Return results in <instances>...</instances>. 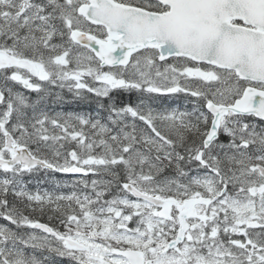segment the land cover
<instances>
[{"label": "snow or ice", "instance_id": "snow-or-ice-1", "mask_svg": "<svg viewBox=\"0 0 264 264\" xmlns=\"http://www.w3.org/2000/svg\"><path fill=\"white\" fill-rule=\"evenodd\" d=\"M0 219V264H264V0H0Z\"/></svg>", "mask_w": 264, "mask_h": 264}, {"label": "flooded vegetation", "instance_id": "flooded-vegetation-1", "mask_svg": "<svg viewBox=\"0 0 264 264\" xmlns=\"http://www.w3.org/2000/svg\"><path fill=\"white\" fill-rule=\"evenodd\" d=\"M53 91L54 92H61V95L63 96V98L69 96V99H64L63 100V102H64L63 106L65 105V108L66 107L67 108L66 109L59 108V110H58L59 112H79L78 109H73V108L70 109L69 106L76 107V106H78V102L83 101L85 98L91 96V95H87L84 99H77L71 93H68L67 89L61 90V89H58V88H54ZM21 92H23L26 96H28L29 99H31L33 96L37 97V94L35 92H31L29 90H26V89L23 88V86H22ZM113 98H114V100H116V102H118L120 104L128 102V99H129L128 98V94H126V93H124V94L113 93ZM132 102H135V94L132 97ZM107 103H108V101H107ZM88 179H89V177H88ZM37 219H39V218H37ZM39 220L43 221V222H46V223H50L52 225L59 226V222L58 221H55V220L49 221L48 220V214L43 215L42 218H40ZM57 258H59L60 261L66 263V264H70V262H68L67 258H66L67 260H65L64 259L65 257H59V256H56V255H55V257L48 256V263L53 264V261H54V264H60L59 261L56 260Z\"/></svg>", "mask_w": 264, "mask_h": 264}, {"label": "trees", "instance_id": "trees-1", "mask_svg": "<svg viewBox=\"0 0 264 264\" xmlns=\"http://www.w3.org/2000/svg\"><path fill=\"white\" fill-rule=\"evenodd\" d=\"M91 99L94 101L95 99L93 97H91ZM167 98H165V100L163 101V104L165 106H169L172 102V100L170 99V103L167 104ZM118 103V102H117ZM106 104V103H104ZM120 104V103H118ZM85 106H88V107H93V104H85ZM103 112V111H102ZM25 179L27 181H30V183L28 184V187L29 188H32V185H33V190H36L37 187H39L41 190H49L51 187L53 188V191H55V189H57V192H70L72 190L70 184L69 186H65V182H71V181H68L66 180V176L64 175H61V174H57V173H52V172H38V173H35L33 175H30V176H26ZM46 179H50L51 181H46ZM39 182V183H38ZM57 182H59V185L60 187H57ZM42 187H50L49 189L48 188H42ZM55 187V189H54ZM11 199V198H10ZM25 214H28V215H31L33 216V218H42L41 215H39V213H29V212H26ZM2 219H0V223H2Z\"/></svg>", "mask_w": 264, "mask_h": 264}]
</instances>
